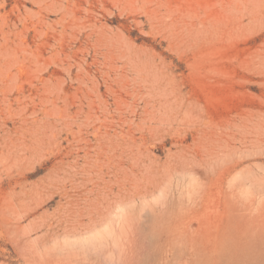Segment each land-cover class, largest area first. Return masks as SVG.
<instances>
[{"label": "rangeland", "instance_id": "obj_1", "mask_svg": "<svg viewBox=\"0 0 264 264\" xmlns=\"http://www.w3.org/2000/svg\"><path fill=\"white\" fill-rule=\"evenodd\" d=\"M0 264H264V0H0Z\"/></svg>", "mask_w": 264, "mask_h": 264}]
</instances>
